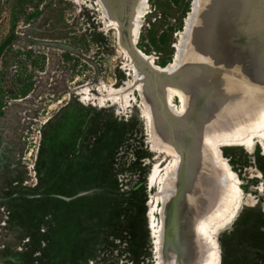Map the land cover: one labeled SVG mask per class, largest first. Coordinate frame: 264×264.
Listing matches in <instances>:
<instances>
[{
  "label": "rangeland",
  "instance_id": "obj_1",
  "mask_svg": "<svg viewBox=\"0 0 264 264\" xmlns=\"http://www.w3.org/2000/svg\"><path fill=\"white\" fill-rule=\"evenodd\" d=\"M103 1L120 29L102 14L99 0V4L97 0H0V264H202L209 246L219 264H264L261 145L252 151L233 143L215 146L227 168L220 171L227 174L224 182L233 183L243 198V207L229 225L217 235L197 229L214 205L216 211L220 208L221 200L215 203V194L209 192L208 199L192 206L193 210L179 213L189 225L182 246L172 247L165 238L162 205L166 207L169 199L158 201L155 196H161L171 158L152 148L141 97L128 75L129 62H135L125 53L122 29L129 0ZM191 4L192 0H148L137 48L153 56L158 66L173 62L178 32L185 30ZM202 7L196 10L185 37L181 63L186 61L187 66L193 51L187 50L188 43ZM212 12L226 27V32L212 33L222 40L227 57L237 66L261 68L264 0H224ZM179 68L171 75L177 81L170 77L178 84ZM187 72L184 67V75ZM236 86L232 89L237 90ZM261 89L255 90L249 110L240 91L215 102L217 91H213L218 93L214 99L204 91L196 93V99L190 96L187 118L179 117L180 121L165 113L161 100H154L153 133L160 142L180 148V178L174 180L178 187L190 186L187 181L196 160L211 166L214 150L205 145L213 143V138L206 139L209 135L232 136L247 112L257 114L264 102ZM237 102L239 108L229 106ZM172 103L181 108L177 97ZM208 118L220 124L213 135L203 132L205 126L209 128ZM198 119L200 135L194 131ZM200 141L209 149L202 148ZM151 206L154 211L149 218ZM164 241L170 247L162 253Z\"/></svg>",
  "mask_w": 264,
  "mask_h": 264
},
{
  "label": "bare ground",
  "instance_id": "obj_2",
  "mask_svg": "<svg viewBox=\"0 0 264 264\" xmlns=\"http://www.w3.org/2000/svg\"><path fill=\"white\" fill-rule=\"evenodd\" d=\"M223 1L224 0H192L191 12L188 13V17L185 19V30L178 32V35L180 37V41H179V43L176 44V51L174 54L173 62L169 63L163 67L158 66L155 63V58L153 56L147 55L137 48V42L139 39L140 28L142 26V19H143L144 15L148 9V0H129V4H128V8H127L128 9V16H127L128 18H127V22L125 25L126 37L129 41L130 45L133 47V50L135 51L136 55L141 60H143L147 64H149L150 68L152 67L156 72H159L161 74L157 78H155L154 75L149 70H147L144 66H142V64L136 62V60H135V62L131 61L132 63L129 62V73H128V75L131 76L133 81H134V83L132 82L131 85L134 86V88L139 92V96L141 97L142 106H143V115H145L144 117H146V125H147V128H150L149 131L152 132V133H150V139L153 143L152 148H158L159 150L162 151V153H164L165 155H167L171 158L170 169L167 173L165 172L166 177L164 179L163 186H162L160 193H159L161 196H160V198H159V196H155V197H157L156 200L159 201V199H161V201H164V199H169V202L166 204V209H167L166 211H168V210L169 211L170 210H172V211L177 210L178 211V208L180 210V208H182V207H183L182 210L186 211L189 208H192V210H193L192 206L197 205V204L200 205L201 200H204V201L207 200L209 192H213L215 194V197H214L215 198L214 201H216L215 203H217V201L221 200L220 203H218V206L220 204V206H219L220 208L218 211H216V205H214L212 207L213 209L210 210V213L214 212V214L212 215V214L208 213L212 216L208 217L209 215L207 214L205 216L206 218L203 217L202 220L197 224V229L199 230L200 233H202V234L209 233L212 235H217L219 230H221L225 226L229 225L235 219V217L237 216V214H238V212L241 209V206L243 204V201H242L243 198L240 195L238 189L236 190L235 187L232 185L233 183L224 182L223 177H225L224 175H227V174L224 173L225 171L223 169L227 170V168L222 166L223 164H221L222 162L219 159V155L218 154L216 155L215 146L216 145H218L219 147L229 146L230 144L233 143V144H236L239 146H243L249 151H252L253 149L256 148L257 145H261L262 154L264 155V102L262 103L263 105H262L261 109H259V111L254 109V111H258L257 114H254V112H252L253 109H251L252 111L251 110L250 111L254 115L247 112V115L244 119V123L243 124H242V122L239 123L240 124L239 127L235 126V127H237V129H236V132H234L235 135L233 133L234 136L233 135L228 136L230 133L229 134L227 133V135H224V134L218 135L217 134V136H216V133H217L216 132L215 137L209 135L210 138L209 137L206 138V139H210V141L204 139V141L211 142V139L213 138V143L211 142L208 145L206 142L205 145H207L209 148H211L210 150L215 151V153H214V151H213V153L211 152V155H214V157L213 156L211 157L210 150H208L209 152H207V153H209V156H207V157H211V159H212V161H211V159H209L211 161V163H210L211 166L210 165L208 166L205 163L206 161L204 162V161H201L200 159L196 160V163L193 165V168L191 170V174H189V177H188L187 182H190L189 183L190 186L188 188L186 187L187 185L182 186V187H178L177 181H174L175 178H177V174L179 173L178 167H180V165H179V163H180L179 162L180 161L179 156L180 155H179L178 150H180V148L177 150L175 145H171L170 143H166V142L165 143L160 142L158 140V138H156V135L153 133V129H152L153 120H152V114H151L152 113L151 105L154 103V100L156 101L158 98L159 99L158 101L161 100L160 102L163 103V107L166 109L165 113L168 112L167 114L171 118L178 119L179 117H181L180 119H182L184 117L187 118L186 113L188 110V105H189L190 100H191L190 96H193L196 99L195 96H197V94L201 93L202 91L205 92L206 97H212L213 98V97H217L216 95L218 94L217 92L213 93V91H218L220 89L222 91L224 90V92L219 93L220 94L219 97H217L215 99L213 98L214 102L218 98H222V99H223V97L229 98V97L233 96L235 92L240 91L246 97V99H244L243 102L246 101L245 108L247 110H249L248 108H250V105H251L250 102H252V96L255 93V90L260 89V86H262L261 90L264 91V64L261 68L260 67L258 68L257 66H255L256 67L255 71L251 70V68H248V66L244 67V66L235 65L233 63V59L227 57V55H226L227 51L222 46L223 45L222 40H219L218 37H214L213 33L212 34L207 33V32L204 33L207 30H211V31L215 30L217 32V29L218 30L220 29L222 31L226 29L225 26L223 27V22L220 19H218V18L217 19L215 18L216 20L214 19L215 16L213 15V12H212V9L214 11V9L217 8V4L221 7V3H223ZM99 2H100V5L102 7V10L100 9L101 11H103L102 14L104 15V13H106L109 16V21H110L111 25L116 26L118 28L119 27L118 22L112 16L111 9H110L109 5L105 4V2L103 0H99ZM99 2L97 0L96 3L99 4ZM239 2H240V0H239ZM232 3H235V1L234 2L232 1ZM232 3H230L229 6H232L233 5ZM199 5L203 6L202 7L203 10H202V14L198 20L197 28L196 29L193 28V30H195V31L192 34V36L194 37L195 41H197V43L193 44V48H190L193 51H189V54L187 57H188V60L190 62V65L187 66V65H185L186 61L181 63L182 52H184V49L187 47V46L186 47L184 46L185 37L187 36V31H189V29H191V27H192L193 16H194L196 10L198 9ZM198 11H201V10L198 9ZM118 20H120V19H118ZM229 23L232 24L231 21ZM120 28L121 27H119V29ZM119 29H117V31ZM232 29H234V28H232ZM225 32H226V30H225ZM235 32H236V30H235ZM235 36H237V35H235ZM238 36H243V35L239 34ZM256 36H257V34H256ZM122 37H123V35H122ZM123 44H125V42ZM125 53L128 55L129 58H133V56L129 53L127 48L125 50ZM177 67H180L179 70L182 71L181 72L182 78H181V80H179V84L175 83L174 81L172 82L170 80V77H172L171 75H172L174 69ZM184 67L188 71L187 76L184 75L185 74L184 73ZM239 75L244 76V78L241 76V79H239V77H238ZM172 78H174V77H172ZM260 79H262L263 81L260 82ZM125 82H127V81H125ZM236 84H237V86H236ZM255 85L257 88H254ZM156 86H157V88H156ZM235 86L238 88L237 90L232 89ZM156 89H158V91ZM123 90L121 92H123ZM123 94H125V93H123ZM124 96H126V94L123 95V97ZM174 97H177L179 99V101L181 102V108L180 109H177L174 107V105L172 103ZM224 100H226V99H224ZM263 101H264V95H263ZM156 106L157 107L160 106V109H161V105L158 104ZM156 106H153V107H155V110L157 108ZM227 106H226V108H227ZM229 106L230 107L234 106V108H239L240 104H239V102L235 103V105H234V103L233 104L231 103V104H229ZM243 107H244V103H243V106L241 108H243ZM253 107H256V106H253ZM240 109H238V110H240ZM160 112H161V110H160ZM234 112H233V114H234ZM236 112H238V111H236ZM243 112H244V110H243ZM244 113H246V112H244ZM161 114H162V112H161ZM228 115H230V114H228ZM218 118H220V117H218ZM233 118H236V117L233 116L231 118V120L234 121L232 123L237 124V121L234 120ZM206 119L204 118L203 121ZM208 119L209 120H207V121L211 120L210 118H208ZM178 121H180V120L178 119ZM183 121H184V119L182 120L181 123L184 124ZM214 121L215 120H211V122H209L210 123V124H208L209 128H206V126H205V129L203 132L206 133V135L209 133L212 134L213 132H215L217 130V129H215V127H218L219 123H217V125L213 124ZM168 122H170V120H168ZM221 122L223 123V121H221ZM229 122H231V121H229ZM197 123H198V126H197V128L195 127V129H194V131L195 130L197 131V132H195V134L196 133L201 134V124L199 122V119L197 120ZM204 123H206V122H204ZM180 124H178V125H180ZM168 125H169V127H171L170 124H168ZM226 125L228 126V124H226ZM181 126H183V125H181ZM235 127H233V128H235ZM171 129H172V127L170 128V130ZM220 130H221V128H220ZM222 130H223V127H222ZM222 133H224V132H222ZM219 136H223V137L228 136L229 138L230 137H232V138H231V140L229 138L226 139L229 141H226V140L223 141L222 139H218V138H220ZM223 137H221V138H223ZM200 142H203V141H200ZM204 143L205 142H203V144H201L202 148H203ZM194 147H196V146L194 145L191 147L192 153H194V151H195ZM208 147L205 146L206 149H209ZM206 149H205V153H206ZM181 151H182V149H181ZM203 151H204V149H203ZM203 151L201 150L202 154H204ZM158 169H159V166L156 167V172ZM221 169H222V171H224L222 173L224 175L220 174ZM229 174H230V172H229ZM229 174H228V176H229ZM179 178H180V175H179ZM232 179H233V176H232ZM153 180H154V175H152L150 177V186L149 187H152ZM233 180H231V181H233ZM235 185H237V184H235ZM202 196L205 198L203 199ZM180 205H181V207H180ZM153 211H154V209L151 206V208L148 210V213H147L149 218L153 217ZM170 214L174 220L176 217V214L174 212H171ZM165 223H166V221L164 219L163 225ZM194 224H195V222H194ZM175 230L177 231L178 234H180L179 245L182 246L181 244H183L182 242L184 241L183 237H185L187 235L188 230H189V225L187 224V222L185 220V216L183 214L180 216V220H179V222H177V226H176ZM161 236H163V235H161ZM213 237H216V236H213ZM179 245H178V248L180 247ZM212 254H213L212 253V247L209 246L207 249L206 256L207 257L209 256L210 258H207L206 256H205L206 258H202V260H203L202 264H219L217 258H212ZM159 257H161V256H159ZM206 259L208 260V262H206L207 261Z\"/></svg>",
  "mask_w": 264,
  "mask_h": 264
},
{
  "label": "water",
  "instance_id": "obj_3",
  "mask_svg": "<svg viewBox=\"0 0 264 264\" xmlns=\"http://www.w3.org/2000/svg\"><path fill=\"white\" fill-rule=\"evenodd\" d=\"M213 10V9H212ZM126 22H127V20H126ZM126 22H125V24H123L122 25V29L125 31V25H126ZM195 29H196V25H195ZM195 31V30H194ZM213 31V30H212ZM212 31L211 30H207V31H205L204 33H210V34H212ZM206 35V34H205ZM125 39H126V46H127V49H128V51H129V53L133 56V58L138 62V63H140V64H142V66H144L147 70H149L153 75H154V77L155 78H157L159 75H161L159 72H156L152 67L150 68V66H149V64H147L145 61H143V60H141L137 55H136V53H135V51L133 50V47L130 45V43H129V41H128V39H127V37L125 36ZM197 43V41H195V39H194V37L192 36V40H191V43L189 42L188 43V45L190 44V47L189 48H187V50L188 49H190V48H193V44H196ZM192 44V45H191ZM201 45V44H200ZM187 50L185 51V52H187ZM186 53L184 54V56H183V60L186 58ZM181 66V65H180ZM174 79V81H177V80H175V78H173ZM156 88H157V86H156ZM157 91H158V89H156ZM224 91V90H223ZM218 93H220V92H222V90L220 89V90H218L217 91ZM224 100V99H223ZM223 100H221V101H223ZM178 178H179V174H177V180H178ZM186 180V179H185ZM185 180L184 181H182V183H184L185 182ZM187 183V182H186ZM183 186V184L181 185V187ZM185 186V185H184ZM164 208V211H165V213H164V215H163V218L165 219V221H166V223L164 224V230H163V234H165V238H167L168 237V239H169V242H171V245H172V247H177L178 245H179V241H180V234H178L177 233V231L175 230L176 229V226H177V222H179V220H180V215H179V213H181V211L182 212H184L181 208H180V210H179V208H178V211L176 210H168V211H166L167 209H166V207L165 206H163L162 205V209ZM171 212H174L175 214H176V217H175V219L173 220V218L171 217ZM162 227V228H163ZM166 241H164V244H162L161 245V248H162V253L164 252V250H165V247L167 246V247H169L168 245H167V242L165 243ZM164 245V246H163Z\"/></svg>",
  "mask_w": 264,
  "mask_h": 264
},
{
  "label": "trees",
  "instance_id": "obj_4",
  "mask_svg": "<svg viewBox=\"0 0 264 264\" xmlns=\"http://www.w3.org/2000/svg\"><path fill=\"white\" fill-rule=\"evenodd\" d=\"M2 108H3V106H2V104L0 103V111L2 110Z\"/></svg>",
  "mask_w": 264,
  "mask_h": 264
}]
</instances>
